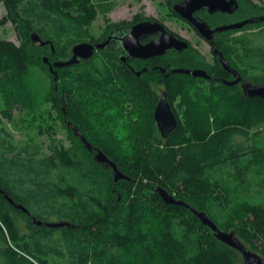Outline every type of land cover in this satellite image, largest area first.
Masks as SVG:
<instances>
[{
	"label": "trees",
	"instance_id": "obj_1",
	"mask_svg": "<svg viewBox=\"0 0 264 264\" xmlns=\"http://www.w3.org/2000/svg\"><path fill=\"white\" fill-rule=\"evenodd\" d=\"M244 2L251 12L254 3ZM0 3L6 10L0 27L11 22L20 38L15 43L0 37L3 117L11 120L19 107L22 115L40 122V132L49 138L45 149L33 139L17 145L0 127V264H243L240 253L219 241L189 207L165 202L158 186L206 211L222 229L236 230L264 257V97H247L234 87L210 88L208 106L215 97L228 112L212 110L211 122L207 106L196 109L186 123L178 117V127L165 138L154 120L158 89L129 75L108 50L98 49L87 64L57 68V78L43 60L67 59L76 43L102 39L107 32L96 37L91 27L115 7V0ZM33 32L50 43L33 42ZM242 41L251 52L249 34ZM166 85L171 102L190 88L172 81ZM128 100L147 110L133 153L111 146L82 118L87 101L117 106ZM65 115L129 179L115 183L112 168L105 169L81 142L113 180L105 183L90 174L78 143L69 146L55 136ZM5 194L34 217L68 220L75 227L37 226Z\"/></svg>",
	"mask_w": 264,
	"mask_h": 264
},
{
	"label": "flooded vegetation",
	"instance_id": "obj_2",
	"mask_svg": "<svg viewBox=\"0 0 264 264\" xmlns=\"http://www.w3.org/2000/svg\"><path fill=\"white\" fill-rule=\"evenodd\" d=\"M180 1L182 0H174L170 5L167 3L169 13L176 21L180 22L179 29L169 27L167 23L158 18L144 16L135 21V17L124 25L111 28L102 39L93 43L102 41L119 28L131 27L144 20H156L162 23L169 32L186 42L187 46L181 50L168 49L165 53L148 57L134 56L124 48L119 38L121 35L116 31V37L111 40L105 50H108L109 54L121 62L123 70L129 71V75L144 82L148 81L150 87H156L160 94L163 87H167L168 81H172L175 87H211L215 89L217 87H234L242 90L244 81L254 85H264V20L254 21L241 28L218 30L222 26L264 15V0L253 2L254 9L251 12L244 11L241 0H238L239 7L234 12L212 10L208 6L198 8L193 15L199 21L207 23L209 28H204L206 31H202L194 22L174 10L173 4ZM248 26L252 28L251 52L244 50L242 41L243 33ZM160 35L159 32L142 36L140 41L146 44ZM259 37H261L260 41H258ZM224 61L228 62L229 67H226ZM87 63H89L88 60L81 62V64ZM176 69H188L191 72L175 71ZM195 70H198L199 74L194 75ZM180 94L181 92L175 96L172 102L170 101L177 118L179 113L176 101ZM66 118L65 115L62 122L74 135L72 128L67 125L68 121L72 122V120ZM73 125H78L83 130L79 124L73 123ZM84 134L86 135L85 132ZM77 138L80 140L79 137Z\"/></svg>",
	"mask_w": 264,
	"mask_h": 264
},
{
	"label": "rangeland",
	"instance_id": "obj_3",
	"mask_svg": "<svg viewBox=\"0 0 264 264\" xmlns=\"http://www.w3.org/2000/svg\"><path fill=\"white\" fill-rule=\"evenodd\" d=\"M115 7L106 14H100L94 21L91 27L92 33L96 37L103 36L115 23L130 22L137 15L143 13L144 16L158 18L168 24L169 27L179 29L180 22L176 21L169 13L168 5L163 0H115ZM243 3L244 11L247 12L246 3ZM257 2L259 0H251ZM6 10L4 5L0 3V19L5 15ZM251 26H248L244 31L243 36L249 34L251 41H253ZM0 37L20 42V38L14 25L11 22L6 23L0 27ZM260 41L261 37L258 38ZM256 41V38L254 39ZM53 62V61H52ZM161 88V87H160ZM201 94L197 92L195 87H190L185 92H182L176 101L178 107L179 117L183 123L188 121V115L194 114L196 109H204L207 106V112L210 115V121L213 122L215 117L213 111L218 114L228 112L227 107L225 110L219 104L217 98L212 97V103L209 105L206 101V96L211 94V87H198ZM84 115L90 125L99 132L100 137L105 139L111 146L120 148L131 153L137 149V141L142 136L144 124L146 121V106L141 102L128 100L127 102L120 103L117 106H109L103 102L87 101ZM203 106V108H202ZM3 101L0 92V117L3 119L0 127H4L6 131L13 135L14 142L17 145L25 144L29 139H33L38 145H43L44 149L48 145L47 133H41L38 125L40 122L32 115H22L20 108L16 107L13 110V118L11 120L3 117L2 114ZM211 109V110H210ZM224 110V111H223ZM199 111V110H198ZM204 111V110H203ZM202 111V112H203ZM200 112V111H199ZM57 113L55 112V115ZM85 116V117H84ZM194 117V115H193ZM46 127V124H44ZM55 136L67 145L78 143L80 156L84 159L87 171L102 179L105 183L113 180L112 174L105 171L101 165L96 163L93 157L82 146L81 141L73 135L63 124L62 120L58 122V128ZM242 138L239 137V141ZM53 221L58 219L53 218Z\"/></svg>",
	"mask_w": 264,
	"mask_h": 264
},
{
	"label": "water",
	"instance_id": "obj_4",
	"mask_svg": "<svg viewBox=\"0 0 264 264\" xmlns=\"http://www.w3.org/2000/svg\"><path fill=\"white\" fill-rule=\"evenodd\" d=\"M203 6H208L212 10L218 9L221 11L234 12L239 7V3L238 0H182L173 4V8L176 12L194 22L202 31H206L204 30V28H209L207 23L199 21L198 18L193 15L195 11L198 10V8ZM262 20H264V15L259 17H250L235 24L222 26L218 30L241 28L246 24ZM116 31L121 35L119 36V38L122 41L124 48L134 56L148 57L155 54L165 53L168 49L174 48L177 50H181L187 46L186 42L175 36L172 32H169L159 21L144 20L132 25L131 27L119 28L96 44L91 41H82L76 43L72 47L71 57L67 59H60L52 62L50 61L48 56H45L43 60L45 63L49 64L50 71L57 78V68L79 64L82 61L91 59L94 56L96 49H107L111 40L116 37ZM159 32L161 33L160 37L153 39L146 44L141 43L140 38L142 36ZM31 36L33 42L35 43L38 42L41 45L50 43L49 40H43L37 32H33ZM52 49L54 50L53 46ZM224 64L226 65V67H229L227 61H224ZM175 71H182L187 73L191 72V70L188 69H176ZM193 74L197 75L199 74V71L195 70ZM242 90L247 97H264V85H254L252 83L244 81ZM154 120L157 123L161 135L165 138L168 137L169 134L178 127L179 120L175 112L173 111L168 93L165 89L161 91L159 100L155 106ZM67 125L68 127L72 128L74 135L80 138L84 146L93 154L94 159L98 163L102 164L105 169L112 168L115 183L121 179H129V176L118 167L117 163L113 159H111L103 150L95 146L87 138L83 130L78 125H73V123L70 121H68ZM156 190L162 196L165 202L189 207L201 219V221L213 231L215 237L219 241L223 242L230 248L235 249L240 253L243 259V264H264V257L260 253L246 245L238 236L236 230L228 231L222 229L208 215L206 211H202L191 206L183 199H177L174 194L170 193L164 187L158 186L156 187ZM5 195L15 207L22 209L24 212H27L31 217H33V221L37 226L49 228H58L64 226H68L71 228L75 227V225L68 220L43 221L37 217H34L27 207H25L21 203L16 202L11 196L7 194ZM120 198L121 196L119 195L118 199L120 200Z\"/></svg>",
	"mask_w": 264,
	"mask_h": 264
}]
</instances>
